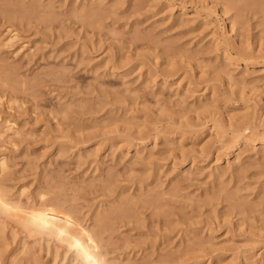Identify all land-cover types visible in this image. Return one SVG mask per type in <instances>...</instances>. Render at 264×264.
Returning a JSON list of instances; mask_svg holds the SVG:
<instances>
[{
	"label": "rangeland",
	"instance_id": "rangeland-1",
	"mask_svg": "<svg viewBox=\"0 0 264 264\" xmlns=\"http://www.w3.org/2000/svg\"><path fill=\"white\" fill-rule=\"evenodd\" d=\"M0 40V264H89L32 211L101 264H264V0H0Z\"/></svg>",
	"mask_w": 264,
	"mask_h": 264
},
{
	"label": "bare ground",
	"instance_id": "bare-ground-1",
	"mask_svg": "<svg viewBox=\"0 0 264 264\" xmlns=\"http://www.w3.org/2000/svg\"><path fill=\"white\" fill-rule=\"evenodd\" d=\"M7 30V29H6ZM16 34L17 33H12V32H10V34L6 37V39L4 40L5 42H6V45L7 44H11V43H13L14 42V44H15V40L17 39L16 38ZM1 41V40H0ZM4 41H2L3 43L2 44H5L4 43ZM12 45V44H11ZM13 46V45H12ZM8 47H10V46H8ZM17 53V52H16ZM7 80V79H6ZM9 80V79H8ZM18 84V83H17ZM9 85V84H8ZM5 87V86H4ZM11 87V86H10ZM14 88H16V87H14ZM5 96V95H4ZM14 97V96H13ZM2 119V118H1ZM1 123V122H0ZM10 123V122H9ZM8 123V124H9ZM4 124V123H3ZM6 124V123H5ZM13 124V123H12ZM10 125V124H9ZM9 125H7L6 127H5V129L3 128V129H0V135L2 134L3 136H4V134H5V132H8V131H5L6 129L7 130H14V128H12V126H9ZM13 126H14V124H13ZM2 127V126H1ZM9 131V132H10ZM15 132V131H14ZM4 133V134H3ZM18 133V132H17ZM12 135V133L10 134V136ZM15 135H16V132H15ZM9 136V135H8ZM2 137V136H1ZM8 138V137H7ZM6 138V141H9L8 139ZM263 141V140H262ZM262 141H261V143H262ZM5 157H3V159H1L0 158V170L1 171H7V170H9L10 168L8 167V162L4 159ZM2 190V189H1ZM22 195H23V193H22ZM1 196H3L2 194H1ZM1 196H0V201H2V198H1ZM7 197V196H6ZM3 198H4V196H3ZM5 202H6V199H5ZM8 203V202H7ZM11 203V202H10ZM13 203V202H12ZM19 203V202H18ZM1 204V203H0ZM3 204H4V201H3ZM9 204V203H8ZM5 205H7L6 203H5ZM10 205V204H9ZM8 205V206H9ZM7 206V207H8ZM23 206V205H22ZM1 208H2V206H1ZM10 208V207H9ZM14 208V207H13ZM17 209V208H16ZM4 210V209H3ZM50 210V209H49ZM15 211H18V210H15ZM26 212V211H25ZM30 212L31 211H29L28 213L30 214ZM34 211H32V217L34 218V220H33V223L36 225V226H38V227H46V228H48L49 230H51L52 232H54L55 233V235L57 236V237H59L60 239H61V241L63 242V241H65V242H67L68 243V241H69V239L70 238H74V240L72 241V242H69L70 244L69 245H71V247L73 248H76V250L78 251V253L79 254H81V255H83L84 256V258H85V261H87L89 264H101L100 262H101V260L99 261L98 260V258H97V256H95V255H93L94 253H95V251H93V250H96V249H93V250H91L90 249V247H91V245L94 243V242H92V244H90V247L87 245L88 244V242H85V240H87L86 238H85V240H84V237L86 236L82 231L80 232V233H83L82 234V236L81 237H77V235H75L76 234V232L74 233V231H77V230H72V233L70 232L71 230H69V232H70V234H69V236L67 235H65L64 233H65V229H64V227H63V225H62V222L60 223L59 221H56L55 220V218H54V215L53 216H51L48 212H46V213H44V212H42V213H39L40 211H36L37 213H33ZM52 212V211H51ZM11 213V212H10ZM21 213V212H20ZM28 213H27V216H28ZM8 214V213H7ZM24 214H26V213H24ZM11 215V214H10ZM30 216V217H31ZM56 217V216H55ZM24 219V218H23ZM30 221H31V219H30ZM25 224V223H24ZM61 224V225H60ZM65 225V224H64ZM37 228V227H36ZM68 229V228H67ZM33 231V230H32ZM35 231H37V230H35ZM47 231V230H46ZM44 232V231H43ZM51 232V233H52ZM79 232V231H78ZM66 233H67V231H66ZM68 234V233H67ZM75 235V236H74ZM79 235V234H78ZM54 237V236H53ZM89 238V237H88ZM71 239V240H72ZM60 241V240H59ZM87 243V244H86ZM98 245V244H97ZM92 246H95L94 244L92 245ZM99 246V245H98ZM97 246V247H98ZM94 248H96V247H94ZM72 250V249H71ZM93 253V254H92ZM78 254V255H79ZM102 256V255H101ZM102 258V257H101ZM100 258V259H101ZM103 261V260H102ZM104 263V262H103Z\"/></svg>",
	"mask_w": 264,
	"mask_h": 264
}]
</instances>
